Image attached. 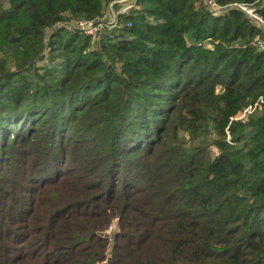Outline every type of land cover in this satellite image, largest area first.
<instances>
[{
	"label": "trees",
	"instance_id": "trees-1",
	"mask_svg": "<svg viewBox=\"0 0 264 264\" xmlns=\"http://www.w3.org/2000/svg\"><path fill=\"white\" fill-rule=\"evenodd\" d=\"M111 1L0 0V264H264L261 30Z\"/></svg>",
	"mask_w": 264,
	"mask_h": 264
},
{
	"label": "built area",
	"instance_id": "built-area-1",
	"mask_svg": "<svg viewBox=\"0 0 264 264\" xmlns=\"http://www.w3.org/2000/svg\"><path fill=\"white\" fill-rule=\"evenodd\" d=\"M207 7L213 11H224L229 6L238 7L243 11L251 20V22L256 25L261 30V35L255 38V43L258 49L264 50V16L261 14L259 7L255 3L247 2H233L229 5H221L217 0H205ZM110 11H112V17L109 21H95L94 19H79L75 23V27L86 33L96 34L102 30L105 26H116L122 16H128L132 14L136 8L139 6L137 0H112L110 2ZM132 22L129 21L128 25ZM254 106L250 105L245 110L252 111ZM243 116V115H242Z\"/></svg>",
	"mask_w": 264,
	"mask_h": 264
},
{
	"label": "rangeland",
	"instance_id": "rangeland-1",
	"mask_svg": "<svg viewBox=\"0 0 264 264\" xmlns=\"http://www.w3.org/2000/svg\"><path fill=\"white\" fill-rule=\"evenodd\" d=\"M3 2H7V0H2ZM110 4V3H109ZM109 4H107V6H106V9H105V11H104V13L102 14V15H100V16H97V17H95V18H93L96 22L97 21H100V20H103V21H109L110 19H111V17H112V11H110V5ZM210 10V9H209ZM211 11H213V10H211ZM213 12H216V11H213ZM221 12V11H220ZM216 13H218V11L216 12ZM246 15V14H245ZM247 16V15H246ZM79 19H83V18H78V17H74V18H70V19H68V20H65V25H67V26H69V27H75V23H76V21L77 20H79ZM61 25V24H60ZM103 30V29H102ZM101 31V30H100ZM100 31L98 32V33H96V34H90V35H92V36H94V37H98L99 35V33H100ZM258 37V36H257ZM254 42H255V39H254ZM254 109V108H253ZM249 112H251L250 110H248V111H246V110H244V111H242L238 116H237V118H243L246 114H248ZM243 115V116H242ZM117 219V218H116ZM116 219L114 220V226H112V227H110L108 230H107V233L108 234H110L111 235V238H113L114 237V235H113V232H114V230H115V228L117 229L118 227L116 226V224H115V221H116Z\"/></svg>",
	"mask_w": 264,
	"mask_h": 264
},
{
	"label": "water",
	"instance_id": "water-1",
	"mask_svg": "<svg viewBox=\"0 0 264 264\" xmlns=\"http://www.w3.org/2000/svg\"><path fill=\"white\" fill-rule=\"evenodd\" d=\"M115 224H116L117 227H119V218L116 219ZM114 242H115V238L113 237L112 238V242H111V248H110V251H109V259L108 260H111V258H112Z\"/></svg>",
	"mask_w": 264,
	"mask_h": 264
}]
</instances>
